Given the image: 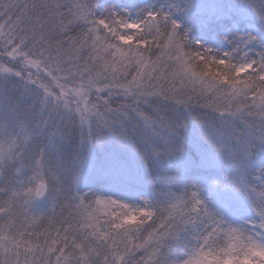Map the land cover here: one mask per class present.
<instances>
[{
  "label": "snow or ice",
  "instance_id": "1",
  "mask_svg": "<svg viewBox=\"0 0 264 264\" xmlns=\"http://www.w3.org/2000/svg\"><path fill=\"white\" fill-rule=\"evenodd\" d=\"M0 264H264V0H0Z\"/></svg>",
  "mask_w": 264,
  "mask_h": 264
}]
</instances>
